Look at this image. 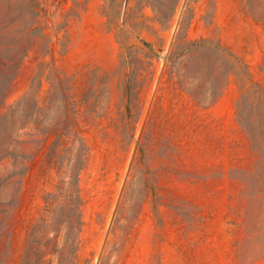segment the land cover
<instances>
[{"label": "rangeland", "instance_id": "obj_1", "mask_svg": "<svg viewBox=\"0 0 264 264\" xmlns=\"http://www.w3.org/2000/svg\"><path fill=\"white\" fill-rule=\"evenodd\" d=\"M11 105L0 264H264V0H0Z\"/></svg>", "mask_w": 264, "mask_h": 264}, {"label": "trees", "instance_id": "obj_2", "mask_svg": "<svg viewBox=\"0 0 264 264\" xmlns=\"http://www.w3.org/2000/svg\"><path fill=\"white\" fill-rule=\"evenodd\" d=\"M230 54L233 55L231 52ZM27 55L28 53L26 52L24 54H15L14 56H12L13 60L16 61V64H15L14 71L10 74L11 75L10 81H13L19 74L20 66L22 62L25 60ZM1 93L3 94V90ZM5 119H11L12 121L16 119L15 112L12 110V105L6 111H3V112L0 111V124H2V122ZM6 132H9V131L6 130ZM4 149H5V139L0 137V152L2 151V153L0 154V164L9 155V152L4 151Z\"/></svg>", "mask_w": 264, "mask_h": 264}]
</instances>
